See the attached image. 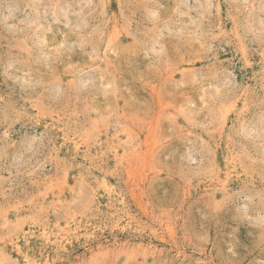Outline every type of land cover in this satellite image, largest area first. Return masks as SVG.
Segmentation results:
<instances>
[{
    "label": "rangeland",
    "instance_id": "obj_1",
    "mask_svg": "<svg viewBox=\"0 0 264 264\" xmlns=\"http://www.w3.org/2000/svg\"><path fill=\"white\" fill-rule=\"evenodd\" d=\"M0 264H264V0H0Z\"/></svg>",
    "mask_w": 264,
    "mask_h": 264
}]
</instances>
